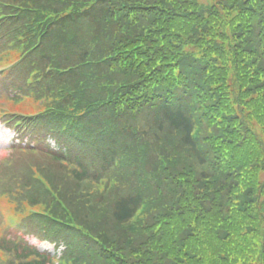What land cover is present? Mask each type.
Returning <instances> with one entry per match:
<instances>
[{"label": "trees", "instance_id": "1", "mask_svg": "<svg viewBox=\"0 0 264 264\" xmlns=\"http://www.w3.org/2000/svg\"><path fill=\"white\" fill-rule=\"evenodd\" d=\"M0 17V61L18 60L0 99L45 100L0 109L21 122L0 264H264V0H0Z\"/></svg>", "mask_w": 264, "mask_h": 264}, {"label": "rangeland", "instance_id": "2", "mask_svg": "<svg viewBox=\"0 0 264 264\" xmlns=\"http://www.w3.org/2000/svg\"><path fill=\"white\" fill-rule=\"evenodd\" d=\"M15 133L11 131L8 127H5L3 124L0 123V156L3 153H7L6 149L11 145V143L15 139ZM32 242L36 243L38 240L33 237ZM39 247L42 250H49L54 252V245L50 243L49 241H44L42 240L41 242L38 243Z\"/></svg>", "mask_w": 264, "mask_h": 264}]
</instances>
